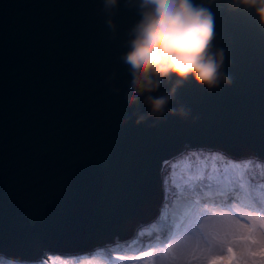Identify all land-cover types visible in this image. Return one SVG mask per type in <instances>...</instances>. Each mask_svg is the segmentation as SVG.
Here are the masks:
<instances>
[{"label":"water","instance_id":"1","mask_svg":"<svg viewBox=\"0 0 264 264\" xmlns=\"http://www.w3.org/2000/svg\"><path fill=\"white\" fill-rule=\"evenodd\" d=\"M208 6L231 83L209 91L189 81L169 105L186 119L136 126L133 113L147 110L125 108L120 60L140 19L134 3L120 0L113 33L101 0H0V263L133 236L164 203L162 161L262 172L264 30L228 0Z\"/></svg>","mask_w":264,"mask_h":264},{"label":"clouds","instance_id":"2","mask_svg":"<svg viewBox=\"0 0 264 264\" xmlns=\"http://www.w3.org/2000/svg\"><path fill=\"white\" fill-rule=\"evenodd\" d=\"M138 8L140 19L130 29L120 60L128 66L124 91L125 108L142 103L145 114L134 112L135 125L165 115L186 119L183 107L170 108L176 91L191 81L198 87L214 90L227 86L230 78L223 72L224 52L213 50L214 15L208 5L215 0L194 4L193 0H129ZM120 0H101L106 24L115 33L112 17ZM230 10L251 11L264 30V0H228ZM164 84L166 94L156 95ZM119 91V89H116ZM123 123H127L125 120Z\"/></svg>","mask_w":264,"mask_h":264},{"label":"snow or ice","instance_id":"3","mask_svg":"<svg viewBox=\"0 0 264 264\" xmlns=\"http://www.w3.org/2000/svg\"><path fill=\"white\" fill-rule=\"evenodd\" d=\"M258 162L264 167V160L259 159ZM161 169L162 183L173 191L171 166L162 161ZM257 179L264 185V178H249L251 187L247 196L252 201L250 211L255 210L258 214L249 215L248 223H242L231 214L232 206L238 203L236 197L240 195V189L234 183H194L175 193L177 198L187 196L185 211L179 218L175 213L169 214L168 210L173 208L175 201L168 199L169 192L166 191L155 220L140 226L129 240H117L91 255L99 253L97 264H119L122 261H144L154 256L159 259V248L170 258L168 264H264V187L257 192ZM212 192L219 198L206 197V193ZM206 199H211L212 207L220 210L218 215L210 216L204 210L209 207ZM63 264L76 262L65 261Z\"/></svg>","mask_w":264,"mask_h":264},{"label":"rangeland","instance_id":"4","mask_svg":"<svg viewBox=\"0 0 264 264\" xmlns=\"http://www.w3.org/2000/svg\"><path fill=\"white\" fill-rule=\"evenodd\" d=\"M201 161L199 160H193L191 158H187L184 161H180V162H176L178 163V165L174 166V164L171 166V168H173V170H171V176H170V181H175L176 184H181L182 188L185 187H191L194 183L199 185L201 183L203 184H208L209 182H206L207 180H215L221 176H223L222 172L224 171L223 166H227V165H216L213 164L214 167L209 166V165H203L200 163ZM175 163V164H176ZM230 166V165H228ZM185 168V169H184ZM204 168L202 172H197V169H201ZM237 168V167H236ZM230 170V169H229ZM186 173H185V172ZM216 172V173H215ZM238 172L240 173V177L242 178L243 176L245 177H249L248 174L245 175L244 170L240 169L238 170ZM261 173V176H264V167H262V172L261 171H255V174L258 175ZM172 174L174 176H172ZM217 181H210V183L212 185H216ZM241 184L243 185V187H241ZM172 185V182H171ZM261 185V184H260ZM175 186V185H173ZM264 186V185H262ZM251 186H246L245 182H240L239 185H237V188H242V189H246V191H249ZM256 189V188H255ZM257 190V189H256ZM206 197H212V198H219L217 197V195L211 194L208 195V193H206ZM184 199L182 198H176L174 201V208L171 210L173 213H175L176 209H179V214H176L177 218H179L180 215H182L183 211L185 210V205H181V201H183ZM206 203H212L211 199H206L205 200ZM181 205V207H180ZM183 206V207H182ZM199 207H201L199 205ZM205 210V209H204ZM206 211V210H205ZM211 211H207L209 212L210 216H215L218 215L219 210L214 209ZM234 211L236 213H238L241 216H244L246 219L249 215H256L258 214L257 212H249V213H243L237 209H234ZM216 214H215V213ZM169 214H172L169 212ZM234 217L240 219V221L242 223H245L242 221V218H240L239 216H236L234 214H232ZM207 219V217L205 218ZM248 220V219H247ZM248 223V222H247ZM63 254H66V252H64ZM97 255V254H96ZM92 256V255H91ZM91 256H88L87 254L82 255L79 257V260H72V258H63V257H49V260H47L48 258L46 257L45 259H42L39 264H47L45 260H47V262H49V264H63V262L65 261H75L76 264H97V259L99 256L95 257L92 256V259H90ZM157 256L159 257V259H157V257H150V258H146L144 261H124L125 264H168V260L170 259L169 257H167L164 254V251L157 248ZM80 258H83V260H80ZM66 259V260H64Z\"/></svg>","mask_w":264,"mask_h":264},{"label":"bare ground","instance_id":"5","mask_svg":"<svg viewBox=\"0 0 264 264\" xmlns=\"http://www.w3.org/2000/svg\"><path fill=\"white\" fill-rule=\"evenodd\" d=\"M123 241V240H122ZM14 264H16V263H14Z\"/></svg>","mask_w":264,"mask_h":264}]
</instances>
